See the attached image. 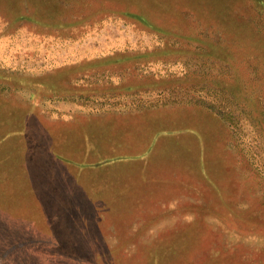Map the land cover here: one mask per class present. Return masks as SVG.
<instances>
[{
  "label": "rangeland",
  "instance_id": "rangeland-1",
  "mask_svg": "<svg viewBox=\"0 0 264 264\" xmlns=\"http://www.w3.org/2000/svg\"><path fill=\"white\" fill-rule=\"evenodd\" d=\"M0 264H264V0H0Z\"/></svg>",
  "mask_w": 264,
  "mask_h": 264
},
{
  "label": "crops",
  "instance_id": "crops-1",
  "mask_svg": "<svg viewBox=\"0 0 264 264\" xmlns=\"http://www.w3.org/2000/svg\"><path fill=\"white\" fill-rule=\"evenodd\" d=\"M157 197H158V195H157ZM157 197H155V198H156V200H157Z\"/></svg>",
  "mask_w": 264,
  "mask_h": 264
}]
</instances>
